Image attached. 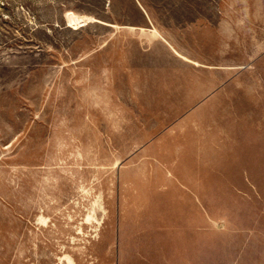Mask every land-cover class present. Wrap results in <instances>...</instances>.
Segmentation results:
<instances>
[{
  "label": "rangeland",
  "instance_id": "obj_1",
  "mask_svg": "<svg viewBox=\"0 0 264 264\" xmlns=\"http://www.w3.org/2000/svg\"><path fill=\"white\" fill-rule=\"evenodd\" d=\"M256 224L264 0H0V264H261Z\"/></svg>",
  "mask_w": 264,
  "mask_h": 264
},
{
  "label": "crops",
  "instance_id": "obj_2",
  "mask_svg": "<svg viewBox=\"0 0 264 264\" xmlns=\"http://www.w3.org/2000/svg\"><path fill=\"white\" fill-rule=\"evenodd\" d=\"M246 237L243 239L245 241V246L247 247V252L255 260L260 259V263L264 264V226L262 224H256L252 229L250 228L248 232H245ZM247 242V243H246ZM208 252L205 253V261L208 263Z\"/></svg>",
  "mask_w": 264,
  "mask_h": 264
}]
</instances>
